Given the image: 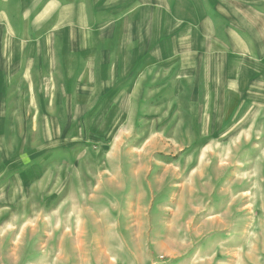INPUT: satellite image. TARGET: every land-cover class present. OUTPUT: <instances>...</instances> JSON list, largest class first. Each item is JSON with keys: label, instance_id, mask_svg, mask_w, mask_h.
<instances>
[{"label": "rangeland", "instance_id": "obj_1", "mask_svg": "<svg viewBox=\"0 0 264 264\" xmlns=\"http://www.w3.org/2000/svg\"><path fill=\"white\" fill-rule=\"evenodd\" d=\"M0 264H264V0H0Z\"/></svg>", "mask_w": 264, "mask_h": 264}]
</instances>
